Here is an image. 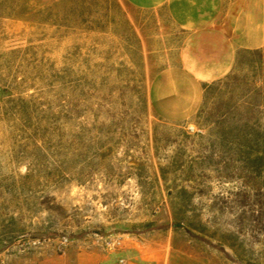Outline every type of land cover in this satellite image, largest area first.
Returning <instances> with one entry per match:
<instances>
[{
	"label": "rangeland",
	"instance_id": "1",
	"mask_svg": "<svg viewBox=\"0 0 264 264\" xmlns=\"http://www.w3.org/2000/svg\"><path fill=\"white\" fill-rule=\"evenodd\" d=\"M184 1L0 0V264H264V0Z\"/></svg>",
	"mask_w": 264,
	"mask_h": 264
},
{
	"label": "trees",
	"instance_id": "2",
	"mask_svg": "<svg viewBox=\"0 0 264 264\" xmlns=\"http://www.w3.org/2000/svg\"><path fill=\"white\" fill-rule=\"evenodd\" d=\"M256 54L257 55V61L255 62V65L257 69L260 71H263L264 73V52L262 50L250 52L247 50H240L235 55V66L232 69V71L224 78L217 80L211 84H203L202 90H203V102L199 110L197 111V116L203 112V109L205 108L206 101L208 100V96L211 91L216 89H223L224 92H228V94H232L239 91L240 93H243L246 89L243 87L242 83L240 82V79L236 75V71L240 69L242 65V59L245 55H251ZM253 92H257V94L260 96L263 92V89H257L253 88L251 90ZM230 101H222L223 108H221L224 112H230V111H241L244 110V106L246 102H240L235 101L233 97H229ZM242 99V98H241ZM258 106V105H257Z\"/></svg>",
	"mask_w": 264,
	"mask_h": 264
},
{
	"label": "crops",
	"instance_id": "3",
	"mask_svg": "<svg viewBox=\"0 0 264 264\" xmlns=\"http://www.w3.org/2000/svg\"><path fill=\"white\" fill-rule=\"evenodd\" d=\"M127 2H129L134 7L141 8V9H153V8L162 7L166 4H168L169 6L171 5V8L173 10L176 6L178 9V12H180L182 5L185 3L184 0H182V1L181 0H127ZM177 18H178V24L182 27H185L186 25L190 24V22H189V20L191 19L190 17H185V16L180 17V13H179ZM259 35L260 34L257 33V39L258 40L260 38H262L261 36L259 38ZM262 45L263 44L258 45L256 47H250L246 44H243L242 46H239V47L244 48V49H258Z\"/></svg>",
	"mask_w": 264,
	"mask_h": 264
},
{
	"label": "built area",
	"instance_id": "4",
	"mask_svg": "<svg viewBox=\"0 0 264 264\" xmlns=\"http://www.w3.org/2000/svg\"><path fill=\"white\" fill-rule=\"evenodd\" d=\"M187 133L199 135L202 133V131L195 126L189 125L186 128ZM62 244H67V240H62ZM104 245L108 251L114 250V249H120L122 247V241L120 239H110L107 238L104 242ZM116 264H128V262L125 259H120L117 261Z\"/></svg>",
	"mask_w": 264,
	"mask_h": 264
}]
</instances>
